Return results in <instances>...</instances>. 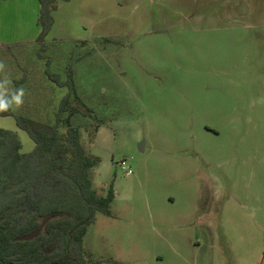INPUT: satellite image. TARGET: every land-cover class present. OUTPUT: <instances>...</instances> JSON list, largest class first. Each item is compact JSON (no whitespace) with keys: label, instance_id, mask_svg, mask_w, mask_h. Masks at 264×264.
I'll return each mask as SVG.
<instances>
[{"label":"rangeland","instance_id":"obj_1","mask_svg":"<svg viewBox=\"0 0 264 264\" xmlns=\"http://www.w3.org/2000/svg\"><path fill=\"white\" fill-rule=\"evenodd\" d=\"M13 1L0 60L26 89L15 112L55 120L67 88L48 61L95 111L74 123L115 200L84 238L93 260L264 264V0H60L45 43L39 1ZM0 129L34 148L13 117Z\"/></svg>","mask_w":264,"mask_h":264},{"label":"trees","instance_id":"obj_2","mask_svg":"<svg viewBox=\"0 0 264 264\" xmlns=\"http://www.w3.org/2000/svg\"><path fill=\"white\" fill-rule=\"evenodd\" d=\"M38 1L36 41L45 43L60 0ZM47 64V77L67 88L55 120L0 112L13 117L34 142L23 152L19 134L0 129V264H99L86 251L84 238L97 214L111 215L115 191L113 184L103 194L95 189L93 171L100 158L87 152L74 123L80 115L94 117L95 111L82 101L72 74L62 80ZM98 129L96 124L94 133Z\"/></svg>","mask_w":264,"mask_h":264},{"label":"clouds","instance_id":"obj_3","mask_svg":"<svg viewBox=\"0 0 264 264\" xmlns=\"http://www.w3.org/2000/svg\"><path fill=\"white\" fill-rule=\"evenodd\" d=\"M7 75V65L0 60V112L17 111L24 104L26 89L13 87Z\"/></svg>","mask_w":264,"mask_h":264},{"label":"crops","instance_id":"obj_4","mask_svg":"<svg viewBox=\"0 0 264 264\" xmlns=\"http://www.w3.org/2000/svg\"><path fill=\"white\" fill-rule=\"evenodd\" d=\"M17 1H19V0H17ZM24 1H26V0H24ZM32 2H34L35 4H36V0H32ZM38 2V1H37ZM13 5L14 4V1L13 0H0V7L1 8H7V6H10V5ZM25 5V4H24ZM24 5H23V8H24ZM16 6H18V8H21V3H20V1H19V4L18 5H16ZM40 6V5H39ZM19 10V9H18ZM3 13H4V11H3ZM37 17H39V15L37 16ZM37 19V18H36ZM37 23H38V20H37ZM55 27L56 26H54V28L52 29V31L54 30L55 31ZM51 31V32H52ZM51 34V33H50ZM4 38H6L5 36H3ZM9 40L10 39H6V41L7 42H9ZM0 41H1V43H6V42H4L5 40L4 39H0ZM16 42H20V41H16ZM12 130H14V131H16V129H12ZM18 133V132H17ZM19 134V133H18ZM20 135V134H19Z\"/></svg>","mask_w":264,"mask_h":264},{"label":"built area","instance_id":"obj_5","mask_svg":"<svg viewBox=\"0 0 264 264\" xmlns=\"http://www.w3.org/2000/svg\"><path fill=\"white\" fill-rule=\"evenodd\" d=\"M121 166H122L123 170L126 171L127 174L132 173V170H130V169L127 170V163L125 161L121 163Z\"/></svg>","mask_w":264,"mask_h":264},{"label":"water","instance_id":"obj_6","mask_svg":"<svg viewBox=\"0 0 264 264\" xmlns=\"http://www.w3.org/2000/svg\"><path fill=\"white\" fill-rule=\"evenodd\" d=\"M140 149L143 151V144L140 145Z\"/></svg>","mask_w":264,"mask_h":264}]
</instances>
